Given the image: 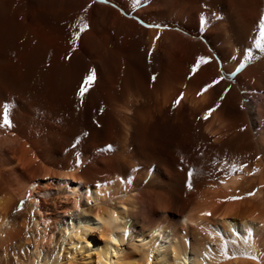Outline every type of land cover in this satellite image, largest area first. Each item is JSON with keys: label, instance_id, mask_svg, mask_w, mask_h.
I'll list each match as a JSON object with an SVG mask.
<instances>
[{"label": "bare ground", "instance_id": "1", "mask_svg": "<svg viewBox=\"0 0 264 264\" xmlns=\"http://www.w3.org/2000/svg\"><path fill=\"white\" fill-rule=\"evenodd\" d=\"M91 2L0 0V117L10 103L15 124L0 129V264H254L224 261L215 232L234 239V230L242 237L251 227L264 250V54L253 48L258 58L231 82L197 92L242 62L264 0H150L134 12L112 0L84 12ZM205 2V14L223 20L212 21L202 42L193 37ZM131 16L171 26L159 31L151 58L157 30ZM81 17L89 27L73 51L78 28L69 26ZM199 56L212 62L192 75ZM93 69L81 106L76 93ZM224 88L231 90L221 107L204 121ZM233 163L247 167L231 172ZM246 247L242 238L229 245Z\"/></svg>", "mask_w": 264, "mask_h": 264}, {"label": "snow or ice", "instance_id": "2", "mask_svg": "<svg viewBox=\"0 0 264 264\" xmlns=\"http://www.w3.org/2000/svg\"><path fill=\"white\" fill-rule=\"evenodd\" d=\"M97 3H102V4H111L112 0H92L90 4H88L83 10L84 12H87L94 4ZM126 3L131 4L132 11L134 12L137 7L142 6V3H150V0H126ZM202 11L198 13L197 15V21H196V32L197 34L193 37L194 39H199L202 42L206 39V33L210 31V26L212 25V21H222L223 18L221 15L218 14L216 11H211L210 16L205 14L206 10H209L210 6L208 3H202L200 5ZM121 15L129 16L128 12H125L123 8H121ZM130 18L132 19H137L139 23L144 28L147 29H156L157 30V35L153 39L152 42V48L147 51V56L151 58L153 56V52L155 51L156 47V42L160 39L159 31L163 29H168L172 30L171 26L166 25V24H160V23H145L142 19H139L138 17L131 16ZM71 29H77L78 31H72L71 34V39L69 40V43L73 45V51L75 50V45L77 41L80 40L81 34L84 33L85 31L88 30L89 25L87 23L83 22V17H81L79 20H77L76 23L72 24L69 26ZM257 29L258 31L250 36V39L252 40L251 46L242 52L243 55V60L242 62H238V66L236 67L235 71L230 73V74H225L223 69L221 68V73L218 76V78L214 79L211 83L205 84L198 92L197 96H203L205 93L209 92L210 89H214L217 85H220L222 81L228 80L229 82L232 81L234 77L237 76L238 73H240L245 66L252 60L258 57L253 56V51L252 49L255 48L257 49L261 54H264V15H261L258 22H257ZM178 30V29H177ZM186 35L189 33H185ZM66 59L70 58V55L68 57H65ZM230 59L236 60L237 57L235 55L231 56ZM212 60L209 57L205 56H199L196 59L195 64L191 68V74L195 75L198 70L201 68L202 65H207L211 63ZM149 63H152V60L149 59ZM217 63H221L219 60H217ZM152 81H155L157 77L153 75L151 77ZM189 79H191V76H189ZM96 81V72L95 70H90L87 75L83 78L82 83L80 84L78 91L76 93L77 99L80 101L81 106H83L84 99L86 94L89 93L90 89L94 86V83ZM230 88H224L223 91L219 94V100L215 102V104L207 109V111L204 112L202 119L204 121H208L209 118L215 113L220 107H221V101L225 99V97L228 95ZM247 90H245L246 92ZM244 94V92H242ZM184 99V94L181 93L173 102L172 107L176 108L181 104V102ZM244 107V102H241V108L243 109ZM2 117H0V129L4 130H12L15 127V124L13 120L10 118L13 112V105L10 103H3L2 105ZM100 111L102 112L103 109L101 108ZM99 126V125H98ZM239 131L243 132L245 131V128H240ZM85 136L88 135V133H84ZM80 141L77 139L73 144L72 148H76L77 144H79ZM112 146L109 145L106 148L99 149L101 152L105 151H111ZM257 159H260V157H257ZM80 162H81V157L80 153H76V159H75V164L74 168L80 167ZM247 165H241L237 167L235 163L230 165L231 172H237V171H243L244 168H246ZM73 168V170H74ZM252 172H249V175H252ZM193 177L194 173L192 170L187 171V177L185 181V187L191 191L193 189ZM223 182V181H221ZM96 187H102V185L97 184ZM256 193L255 191L249 192L246 194V196L251 197L254 196ZM244 196L240 195H234L230 197L229 199L231 201H237L244 199ZM91 203V201H90ZM25 201H20L19 205L14 210L15 212H21L23 211ZM117 213L113 212L112 216L115 219ZM202 216H211V213L204 212L201 213ZM50 223V221H48ZM264 227V226H262ZM211 235V234H210ZM124 239L128 238V231L125 230L123 233ZM215 236H219L221 240V244L219 245L218 253L219 256L222 257L224 261H229V260H238V259H245L249 261H253L254 264H264V250H262L260 247H258L252 240L253 237V229L251 227L245 228V233L242 234V237L237 235V232L234 230L232 232V236L235 237L234 239H227L219 231L215 232ZM111 239L112 244H118V239L115 237H109ZM242 238L243 244L246 245V249H229V245H237V241ZM214 239V237H213ZM89 246L91 247V240H88ZM75 247L79 248L82 247V245H75ZM213 249L208 246V251H212ZM113 254H118L113 250ZM183 259V258H182ZM204 259H207V255L204 256ZM184 264H190V260H185Z\"/></svg>", "mask_w": 264, "mask_h": 264}, {"label": "rangeland", "instance_id": "3", "mask_svg": "<svg viewBox=\"0 0 264 264\" xmlns=\"http://www.w3.org/2000/svg\"><path fill=\"white\" fill-rule=\"evenodd\" d=\"M48 182H49V180H46V181L43 180V181H42L43 184H46V183H48ZM49 192H50V191H48L47 194H44L43 192H41V193H40L39 195H37V196H38L39 198L47 197V195L49 194ZM54 193L56 194V191H55ZM55 194H54V196H55Z\"/></svg>", "mask_w": 264, "mask_h": 264}]
</instances>
